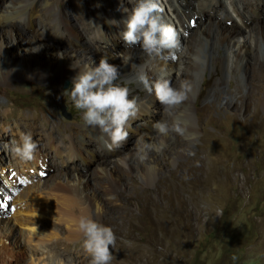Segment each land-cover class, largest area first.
<instances>
[{"label": "rangeland", "instance_id": "374dc122", "mask_svg": "<svg viewBox=\"0 0 264 264\" xmlns=\"http://www.w3.org/2000/svg\"><path fill=\"white\" fill-rule=\"evenodd\" d=\"M133 1L121 0V3L130 10L135 5ZM193 1L185 7L187 19L197 18L198 6ZM226 1L220 0V3H229L236 11L243 8L240 5L243 1ZM111 2L113 4V0ZM65 3L72 25L82 35L92 36L89 17L94 13H88L84 7L76 10L71 2ZM112 4L109 1L105 11L111 10ZM201 9L205 15L209 14L207 8ZM263 14L261 11L259 19L253 14L255 21L250 23L254 32L261 33L262 43H249L247 34L239 42L248 51L243 56L246 61L243 66L237 62L231 70H225V61L230 62V56L225 55L222 47L212 45L209 67L201 82L204 89L194 103L197 133L194 138H188L182 130V134L171 137L170 146L182 145L179 155L164 146L158 152L147 147L150 154H155L156 163L150 182L145 180L150 169L140 161L142 154L132 150L128 160L98 157L94 161L93 165L105 170L115 182L113 190L107 191L101 179L98 183V176L91 168L88 174L80 176L88 184L87 191L96 190L95 196L102 208V214H97L94 220L111 227L116 236L115 247H110L115 258L112 264H264ZM218 22L215 20L212 27ZM118 27L120 25L115 26ZM199 28L203 29L205 38L211 36L206 23ZM225 31L230 34L232 26L223 23L222 36L226 35ZM1 35L0 31V46ZM11 36L16 40L25 38L24 31L16 27ZM10 40L8 43L12 42ZM10 52L15 56L20 54L14 48H10ZM218 78L222 91L208 97ZM24 80L11 77L0 84V117L7 110V118L11 121L23 118L45 126V117L52 115L60 122L64 139L67 135L78 137L81 127L87 125L81 110H77L66 96H58V92L51 98L49 86ZM117 83L128 87L130 98L137 97L138 104L145 99V91L136 88L134 83H127L122 77ZM71 87V81L60 84V88L69 93ZM246 99L251 106L244 104ZM180 105L176 109L181 108ZM176 109L167 120L181 128L183 123ZM162 112V106L156 101V113L161 115ZM23 129L36 137L35 129L32 132ZM86 138L90 147L105 152L95 136ZM0 139V166L5 167L8 150L11 151L19 139L8 131H1ZM2 141L9 142V146L5 147ZM151 144L152 140L148 142ZM6 173L0 168V222L6 221L9 225L8 231L0 230V236L8 239L7 244L2 242L7 253L1 254L0 264H90L82 234L74 236L65 225L53 221L38 222L37 226L38 231L43 229L41 232L45 234L43 243L50 249L47 256L29 252L32 243L27 241L28 228L20 229L10 214L18 202L11 198L12 184L7 181ZM218 210H222L223 215L218 216ZM70 256L78 259L70 260Z\"/></svg>", "mask_w": 264, "mask_h": 264}, {"label": "bare ground", "instance_id": "6f19581e", "mask_svg": "<svg viewBox=\"0 0 264 264\" xmlns=\"http://www.w3.org/2000/svg\"><path fill=\"white\" fill-rule=\"evenodd\" d=\"M109 1L112 4L111 0H0L2 34L0 84H4L11 77H18L25 79L24 81L49 86L52 91L51 98H54L55 93L58 92V96H66L65 98L71 100L70 93L63 91L60 84L63 81L72 82L78 69L86 63L98 66L103 55L109 58L110 64L118 67L122 79L127 83H134L136 88L144 90L143 86L136 82L135 77L138 73H146L150 81L163 76L169 79L175 88H179L181 82H187L189 85L186 102L180 105L181 108L163 111L161 115L156 113L154 95L144 90L145 99L140 101L138 116L128 129L129 138L120 148L114 150L106 147L107 137L98 128L83 125L78 137L67 135L64 139L61 124L52 115L45 117V126H41L23 118L11 121L7 118L8 112L5 110V114L0 117V132L8 131L11 135L18 136V139L20 132L26 133L23 128L29 129L30 132L35 129L36 132L33 140L38 148L34 159L22 161L8 150L9 161H5L6 166L1 165L0 168L2 172L7 171L5 177L12 184L11 198L17 199L18 202L11 210L10 214L14 217L12 219L20 229L28 228L27 241L32 243L31 246L30 243L28 245L29 252L32 250L35 254H42L43 257L47 256L50 249L48 250L46 243H43L45 234L41 232L43 229L38 231V222L53 221L52 223L63 224L67 231L75 236L80 232L77 225L81 216H91L94 219L97 215L99 203L95 196L96 190L87 191L88 184L80 176L88 174L91 168L98 176V183L101 179V184L107 191L114 189L115 182L107 172L93 165L98 157L118 158L124 161L128 160L130 150L141 153L140 161L151 170L145 174L148 183L153 177L156 163L155 154H150L145 144L148 145L152 140L150 147L157 152L162 146L174 155H179L183 151L182 145H169L171 137L176 132L170 131L167 137H161L153 130L156 119L159 118L171 128L175 124L167 118L172 116L176 109V114L183 123L182 130L188 138H194L197 133L194 103L204 89L201 88V82L209 67L213 44L222 47L225 55L230 56V62L225 61L224 68L231 70L235 63L238 62L243 66L246 62L243 56L248 51L239 43L242 38L244 40V35L247 34L249 43L252 42L254 45L262 43L261 33L254 32L250 23L254 20L253 14L260 18L261 11H264V0L257 2L239 0L243 1L240 4L243 6V13L241 8L240 11H236L233 5L229 3L222 5L220 0H194V5L198 6L196 19H187L185 7L190 0H157L162 10L160 15L163 22L176 29L182 48L174 58L170 57L166 62L151 60L138 46L134 48L124 46L121 32L124 30L122 22L127 15L123 11L125 5L121 0H113L112 9L105 11ZM65 2H71V6L76 10H82L84 7L88 13L89 11L94 13L89 17L93 29H91L92 36L82 35L72 25L71 13L67 12ZM204 7L209 10V14L205 15L201 11ZM116 19L120 25L118 29L109 23ZM215 20L219 21L218 25L212 27ZM222 22L232 26L230 34L229 30L224 32L226 35H221ZM205 23L211 35L209 38H205L203 29L199 28L200 24ZM14 27L24 31V39L16 40L11 36ZM9 39L12 42L8 43ZM10 48L18 49L20 54L12 55ZM220 82L219 78L213 82L208 97H213L222 91ZM244 104L248 107L250 100L246 99ZM90 136H95L99 140L105 152H98L94 146L90 147L91 144L86 138ZM2 144L5 147L9 146V142L2 141ZM10 201L14 202V200ZM0 227V230L5 228V231H8L9 225L6 221H1ZM9 233L12 231L10 230ZM2 242L8 243L4 235L0 236V256L7 253H5L6 246ZM73 256H70V260L78 259ZM86 256L90 259L88 255Z\"/></svg>", "mask_w": 264, "mask_h": 264}, {"label": "clouds", "instance_id": "9594fccd", "mask_svg": "<svg viewBox=\"0 0 264 264\" xmlns=\"http://www.w3.org/2000/svg\"><path fill=\"white\" fill-rule=\"evenodd\" d=\"M127 14L123 20L122 41L126 48L139 46L151 60L167 61L181 51L180 37L176 29L163 22L161 8L157 0H135V5L124 8ZM110 24L117 26L113 20ZM109 58L102 55L98 66L84 64L72 81L70 98L74 107L81 110L83 121L107 137L106 147L109 150L120 148L129 138L128 129L139 113L137 97L130 98V89L117 83L121 75L117 66L110 64ZM136 82L144 90L154 95L163 111L176 108L187 99L189 85L181 82L179 88L172 86L169 79L163 76L149 80L146 73H138ZM153 129L161 137H167L170 131L182 134L178 124L169 127L161 120L154 122ZM163 144V141L161 142ZM145 147L150 145L145 144ZM38 145L30 133H19V142L11 151L22 161L34 159ZM97 214H102L98 206ZM218 216L223 215L218 210ZM78 229L82 234L83 248L90 257V264H112L115 259L110 247H115L116 236L111 227L105 226L91 216H81Z\"/></svg>", "mask_w": 264, "mask_h": 264}]
</instances>
